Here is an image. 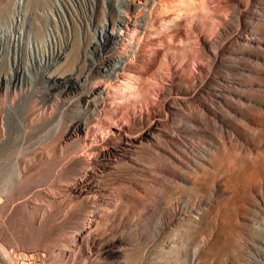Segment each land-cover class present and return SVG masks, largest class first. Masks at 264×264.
<instances>
[{"label":"rangeland","instance_id":"rangeland-1","mask_svg":"<svg viewBox=\"0 0 264 264\" xmlns=\"http://www.w3.org/2000/svg\"><path fill=\"white\" fill-rule=\"evenodd\" d=\"M148 3L129 53L101 32L130 9L115 0H0V246L17 264H264V0ZM127 53L107 82L132 88L86 99ZM87 170L103 197L72 192Z\"/></svg>","mask_w":264,"mask_h":264},{"label":"bare ground","instance_id":"bare-ground-1","mask_svg":"<svg viewBox=\"0 0 264 264\" xmlns=\"http://www.w3.org/2000/svg\"><path fill=\"white\" fill-rule=\"evenodd\" d=\"M120 23V22H119ZM135 26V25H134ZM125 28H128V26L126 25L125 26ZM104 30H105V28H103L102 30H101V32L103 33L104 32ZM136 31H138V30H136ZM136 31H132V33H125V34H122V33H117V32H112V41H113V45H115L116 47H117V45L119 46V45H126L125 47H127V49H129L128 50V52L130 53L132 50H135V47L134 46H131V45H133V44H135V41L136 40H138L137 38H140L139 37V32H136ZM122 45V46H123ZM114 46V47H115ZM115 47V48H116ZM132 50H131V49ZM56 51H54V53H55ZM61 52H63V50L62 49H59L58 50V52H57V54H60ZM134 53V52H133ZM130 57V55H128V53L127 54H125V56L124 55H120V56H118V57H116L115 59H114V61H110V62H108V63H106V64H104L105 66H103V67H101L100 68V70L102 71V75L100 76V77H105V80H101L99 83V85H98V87H96V88H94L93 90H92V92H90L89 94L90 95H88L87 97H86V99H91L92 97H95V99H98L99 98V105H101V106H105V104H106V100L112 95V93L113 94H119L120 93V90L121 89H123V87L122 86H125V88H129L130 86H131V88H132V85H131V82L129 81L130 80V78L127 76V75H125L124 73L120 76L121 78L120 79H118V80H116L115 81V86L114 87H112L111 88V86H110V83H108L107 81L109 80V79H111V70H114V71H118L119 69H121L122 68V64H124V61L126 60V59H128ZM91 67H94V65L93 64H91L90 65ZM22 70H23V68L20 66H17V68H16V70H15V72L17 73V72H22ZM24 71H26V68H24ZM128 74V73H127ZM131 75V74H130ZM54 77V76H53ZM53 77H52V75L51 76H49L48 78L49 79H53ZM88 78V75H84L83 76V80H85V79H87ZM61 79L62 78H60V77H55L53 80H58V81H61ZM110 81V80H109ZM77 82V83H76ZM74 83L75 84H77L78 86H79V79L77 78L76 80H74ZM122 87V88H121ZM134 88V87H133ZM2 90V89H1ZM5 94V93H4ZM117 96V95H116ZM115 97V96H114ZM85 99V98H84ZM85 99V102L86 103H89V104H91L93 101H91V100H86ZM95 101V100H94ZM4 104V103H3ZM87 106H89V105H87ZM95 106V105H94ZM5 108V107H4ZM3 108V109H4ZM2 118H3V116H2ZM4 128V127H3ZM88 128V125L87 124H85V123H81V124H79V125H76V126H73L71 129H70V136H73V135H77V136H80V135H82L83 133H86L85 131L86 130H88L87 129ZM5 130V129H4ZM4 132V131H3ZM4 136V135H3ZM121 137V139H122V136H120ZM125 139V138H124ZM123 139V140H124ZM127 139V138H126ZM125 139V140H126ZM123 140H121V141H123ZM101 151V150H100ZM102 156H106V154H105V152H102V154H101ZM104 167H106V166H104ZM104 188V187H103ZM100 185H99V183H98V181L96 180V173L95 172H93L92 170H87L86 171V173H85V175L83 176V178H81V179H78V180H76V182H75V184H74V186L71 188L72 189V192L75 194V195H82L83 197H90V198H99V197H103L104 196V190L105 189H103ZM104 199V198H103ZM106 199V198H105ZM105 203V202H104ZM93 224H95V221L94 220H91L90 222H87L86 223V225H85V231L87 232V234L88 235H90L91 234V232H92V229H91V227L93 226ZM83 228H82V230H83ZM84 236H87L85 233H84ZM92 236V235H91ZM90 238V237H89ZM98 238V237H97ZM97 238H93V242L94 243H96V241H99V240H97ZM107 241V240H106ZM115 241V240H114ZM103 243V242H102ZM107 243V242H106ZM102 245V244H101ZM104 245V244H103ZM109 247V246H108ZM108 247H105L104 248V253L103 254H112V253H114L113 252V249H109ZM110 248H115V247H113V244H111V247ZM90 249V248H89ZM102 249H103V246H102ZM108 249V250H107ZM121 249V248H120ZM117 250V251H115V253L114 254H118V256L119 255H121V254H124V253H122V250L123 249H121V250ZM107 250V251H106ZM125 250V249H124ZM126 254V253H125ZM113 256V255H112ZM0 264H17V262L15 261V259H13L10 255H9V253H8V251L7 250H5L4 248H2L1 246H0ZM125 257V256H124ZM2 259V260H1ZM121 260V259H120ZM114 264H116L115 262H114Z\"/></svg>","mask_w":264,"mask_h":264},{"label":"built area","instance_id":"built-area-1","mask_svg":"<svg viewBox=\"0 0 264 264\" xmlns=\"http://www.w3.org/2000/svg\"><path fill=\"white\" fill-rule=\"evenodd\" d=\"M115 1H116V3L118 5L130 7V9L128 10V12L125 11L122 14H119L120 19L118 18L117 20H115L114 23L112 24V27H110V24L104 25L103 27L105 28V30H104L103 34L110 30V32H108V33L111 35L112 32H114L115 30L120 28L121 24L130 25L129 31L130 30L133 31L134 30V25H135V20H137L136 18L139 17L140 18L139 23H142L143 25L146 26V30H142L143 33L139 34V37H140V35H142V36L147 35V32L150 30V26L153 23L152 22L153 17H152V14H151V6L148 3L149 0H115ZM143 9L145 10L144 12H145L146 15L150 14V15H148V18H150L151 21L148 22V23H145L144 21H141V18L143 17V12H142V14H139V13ZM117 22L118 23L120 22V25L117 24ZM148 26H149V28H148V31H147V27Z\"/></svg>","mask_w":264,"mask_h":264}]
</instances>
